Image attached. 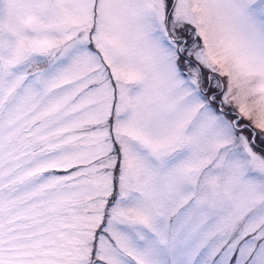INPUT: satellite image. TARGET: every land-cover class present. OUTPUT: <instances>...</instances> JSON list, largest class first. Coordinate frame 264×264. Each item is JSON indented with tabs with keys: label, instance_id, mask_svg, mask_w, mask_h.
Instances as JSON below:
<instances>
[{
	"label": "snow or ice",
	"instance_id": "1",
	"mask_svg": "<svg viewBox=\"0 0 264 264\" xmlns=\"http://www.w3.org/2000/svg\"><path fill=\"white\" fill-rule=\"evenodd\" d=\"M0 264H264V0H0Z\"/></svg>",
	"mask_w": 264,
	"mask_h": 264
}]
</instances>
